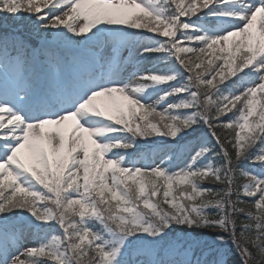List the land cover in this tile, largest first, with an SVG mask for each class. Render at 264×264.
<instances>
[{
  "label": "snow or ice",
  "instance_id": "snow-or-ice-1",
  "mask_svg": "<svg viewBox=\"0 0 264 264\" xmlns=\"http://www.w3.org/2000/svg\"><path fill=\"white\" fill-rule=\"evenodd\" d=\"M0 264H264V0H0Z\"/></svg>",
  "mask_w": 264,
  "mask_h": 264
},
{
  "label": "trees",
  "instance_id": "trees-1",
  "mask_svg": "<svg viewBox=\"0 0 264 264\" xmlns=\"http://www.w3.org/2000/svg\"><path fill=\"white\" fill-rule=\"evenodd\" d=\"M149 67H152L151 65H149ZM229 116H231V113H229ZM228 117H225V119H227ZM218 134L221 135V137L223 138L225 135V132L222 129H217ZM153 158H155V156H153ZM149 161L147 159H145V163H148ZM242 167H244L245 169L251 168L252 165L249 163H246L245 165H243ZM241 183L243 182L242 180L240 181ZM37 237L35 236H29V243H34L36 241Z\"/></svg>",
  "mask_w": 264,
  "mask_h": 264
}]
</instances>
